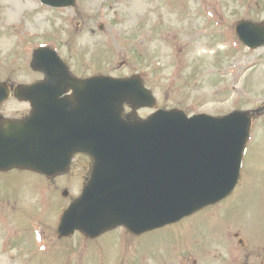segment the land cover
I'll return each mask as SVG.
<instances>
[{"label": "rangeland", "instance_id": "rangeland-1", "mask_svg": "<svg viewBox=\"0 0 264 264\" xmlns=\"http://www.w3.org/2000/svg\"><path fill=\"white\" fill-rule=\"evenodd\" d=\"M7 1L6 7L0 0V30L11 28L2 31L4 37L16 25L17 31L35 37L36 45H51L45 39L47 34L57 43L68 41L60 51L71 54L69 61L79 73L93 69L117 76L142 72L145 85L156 97V108L174 106L187 114L202 111L223 115L239 107L260 108L264 103V48L248 49L234 40L236 22L264 19V0H79L78 17L69 9L37 13V6L33 3V10L30 0ZM170 4L175 7L171 9ZM98 23L104 24L103 32L97 31ZM38 33H43L44 38L36 37ZM10 36L12 42L1 44L5 53L20 49L21 33ZM113 39L115 45L110 43ZM218 40L221 45L215 47ZM25 51L20 50L16 56V65L21 67L0 66L1 80L33 79L34 73L27 67L23 69ZM121 63L124 64L119 66ZM186 71L191 77L183 79V83L178 76ZM18 106L8 103L5 108L14 114ZM149 111L152 112L143 110L141 115ZM244 153L240 193L237 197L233 193L227 202L215 207L223 209L221 213L207 207L139 236H131L123 229L109 231L100 237L98 247L81 260H87L85 264H140L166 259L158 264H170L168 260L175 257L173 260L178 262L180 257L181 264H264V113L252 120ZM24 178H10L4 190L9 191L14 181L21 187ZM28 218L26 215L19 221L26 224ZM227 224H233L227 228L235 246L232 240L224 243L229 238ZM238 230L240 234L233 237ZM194 235L196 250L192 246L180 248L183 239L188 243ZM240 236L248 238L241 246L237 245ZM30 249L22 247L18 251L25 254ZM173 249L182 250L173 256ZM35 258L32 262L0 259V264H53L57 260L46 259L43 254Z\"/></svg>", "mask_w": 264, "mask_h": 264}, {"label": "water", "instance_id": "water-1", "mask_svg": "<svg viewBox=\"0 0 264 264\" xmlns=\"http://www.w3.org/2000/svg\"><path fill=\"white\" fill-rule=\"evenodd\" d=\"M236 31L250 47L264 44V27L245 21L237 25ZM48 58L50 60H45L41 67L52 74L54 80H59L53 74L57 69L56 61L51 55ZM138 80L133 78L124 81L103 77L85 81L68 79L69 86L74 91L70 102H76V107L80 110L90 111V114H86L87 140L79 141L81 136L76 133L74 142H89L90 148L98 152L105 149L113 152L124 150L131 154L135 177L127 180L126 185L134 192L138 191L136 202L129 201L128 190L120 193L124 199L114 193L113 204L101 212H95L93 216L90 215L92 210L85 208L90 217L84 225L78 223L71 211L65 219L70 227H80L95 233V230H103L110 223L121 222L130 229L141 232L177 218L168 216V209L176 204L177 195L183 187L190 188L193 199L200 197L202 204H207L225 196L235 184L241 152L248 136L249 117L243 113H233L220 119L200 116L187 120L180 113L159 112L148 121L115 126V122L120 121V103L124 100H145V105L150 104L151 99L139 87ZM39 102L41 110L38 115L35 113L29 121L10 124L6 130L0 131V152L4 148L1 143L3 140L11 152L15 151L11 154L14 162L37 167L42 166V163L36 149L39 131L34 126L48 124L53 120L44 119L48 113L43 109L45 100ZM93 103L95 106L89 107ZM60 112L62 108L59 104L52 112L53 117L57 113L61 116ZM78 126L77 121L73 124L70 117H67L62 124V134L77 132ZM46 133L51 132L47 129ZM121 144L124 149H111ZM24 150L30 151L20 156L19 153ZM49 155L50 151L44 149L42 158ZM19 158L38 160L28 162L18 160ZM5 165L0 153V167L4 168ZM97 169L98 163L95 174ZM152 177L158 184L155 185L153 180L154 187L147 193L145 188ZM140 188L144 190L140 191ZM148 200L149 210H154V220L145 217L148 210L145 204Z\"/></svg>", "mask_w": 264, "mask_h": 264}]
</instances>
